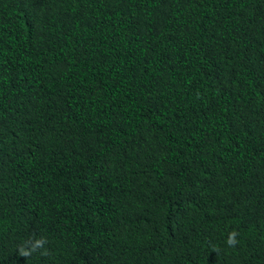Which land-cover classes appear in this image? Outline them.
I'll return each instance as SVG.
<instances>
[{"label":"trees","instance_id":"obj_1","mask_svg":"<svg viewBox=\"0 0 264 264\" xmlns=\"http://www.w3.org/2000/svg\"><path fill=\"white\" fill-rule=\"evenodd\" d=\"M0 264H264V0H0Z\"/></svg>","mask_w":264,"mask_h":264},{"label":"clouds","instance_id":"obj_2","mask_svg":"<svg viewBox=\"0 0 264 264\" xmlns=\"http://www.w3.org/2000/svg\"><path fill=\"white\" fill-rule=\"evenodd\" d=\"M235 235H236L235 232L229 234V240H228V243H229L230 245L236 243V241H235ZM39 243H40V242L37 241V246H39ZM30 254H31L30 252L25 251L23 248L20 249V255H21L22 257L29 256Z\"/></svg>","mask_w":264,"mask_h":264}]
</instances>
